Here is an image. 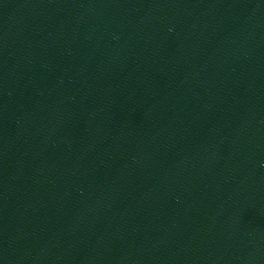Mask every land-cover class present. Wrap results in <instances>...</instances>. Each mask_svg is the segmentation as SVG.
I'll use <instances>...</instances> for the list:
<instances>
[{"label": "water", "instance_id": "95a60500", "mask_svg": "<svg viewBox=\"0 0 264 264\" xmlns=\"http://www.w3.org/2000/svg\"><path fill=\"white\" fill-rule=\"evenodd\" d=\"M0 264H264V0H0Z\"/></svg>", "mask_w": 264, "mask_h": 264}]
</instances>
